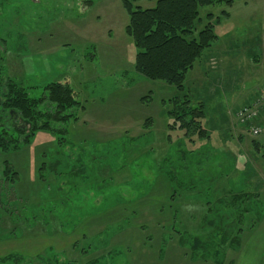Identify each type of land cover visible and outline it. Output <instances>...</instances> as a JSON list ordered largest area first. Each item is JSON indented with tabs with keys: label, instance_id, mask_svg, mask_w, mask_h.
Wrapping results in <instances>:
<instances>
[{
	"label": "rangeland",
	"instance_id": "rangeland-1",
	"mask_svg": "<svg viewBox=\"0 0 264 264\" xmlns=\"http://www.w3.org/2000/svg\"><path fill=\"white\" fill-rule=\"evenodd\" d=\"M208 13L220 18L218 39L185 81L193 103H206L211 137L192 142L168 127L176 88L135 70L121 0H0V70L34 87V96L49 82L70 83L81 106L72 109L78 120L57 124L69 129L59 167L85 169L70 179L78 191L72 208L63 197L57 207L61 179L38 173L43 161L45 174L53 170L57 134L39 131L17 152L0 153L20 176L0 178V257L44 264L35 255L53 246L69 264H264V132L250 130L264 126V0L202 7L204 23ZM52 107L45 100L39 108ZM252 107L245 124L237 114ZM243 192L252 196L249 212L231 206ZM70 214L82 216L73 230ZM239 229L240 244L219 245L216 255L212 239ZM181 235L206 243V259Z\"/></svg>",
	"mask_w": 264,
	"mask_h": 264
},
{
	"label": "trees",
	"instance_id": "trees-1",
	"mask_svg": "<svg viewBox=\"0 0 264 264\" xmlns=\"http://www.w3.org/2000/svg\"><path fill=\"white\" fill-rule=\"evenodd\" d=\"M121 1L129 16L125 32L137 49L135 70L148 79L161 80L176 88V93L169 99L170 108L165 109L166 115L171 118V123H168L169 129L182 130L183 135L192 142L209 139L211 134L206 126L208 117L206 103L204 101L193 103L185 80L195 64L206 59L204 58L207 56L205 55L206 50L212 48L218 39L215 22L218 23L220 18L214 19L213 13H208L205 16L206 23H204L201 8L222 2L231 6L235 0H156L154 6L146 8L136 5L138 0ZM222 13L224 16L230 15L226 10ZM200 26L202 27L199 28ZM1 49L0 44V57L2 58ZM33 88L9 76L5 70H0V153L6 155L17 152L30 144L39 131L55 135L60 133L61 136L56 135L57 147L49 163L53 165V170L45 174L43 172L45 162L43 161L38 173L41 180H46V175L53 176L54 180L61 179L57 181L60 191L56 189L58 195L52 203L59 207L64 203V199L69 200L70 198V208H72L71 200L77 196L74 193L77 194L78 191H75L76 186L74 185L76 184H72L70 179L81 175L85 169L81 168V171H77L75 166H71L66 173L59 167L62 160L59 159L57 152H64V146L68 140L66 134H69V129L66 126H57V124H68L71 120H78L79 117L72 109L81 106V102L76 100L70 83L58 86L54 82H49L43 88L47 92L40 96L32 95ZM45 100L53 104V107L40 109V104ZM149 121L150 117L146 119V124ZM68 155H70L69 152ZM1 177L12 183H17L20 177L18 170L6 156L0 161ZM87 180V178L84 180V186ZM92 186L96 185L92 184ZM65 188H67L66 194H70L66 195L67 197L61 193V189L65 190ZM90 189L86 188L88 194L91 193ZM99 195L100 192L95 198ZM251 197L246 192L233 193L232 200H230L231 206L243 208L249 212L251 209L245 203L250 201ZM114 203V201L107 202L103 208L112 206ZM71 216L75 215L70 214V229L73 230L82 216L79 218H71ZM241 233L242 229L233 235L222 231L218 239H212L218 241V246L214 248L215 254H221L219 245L240 244ZM180 241L189 243L192 253L204 260L210 252V247L198 237L188 239L185 235H181ZM213 245L216 244L213 243ZM44 254L45 256L35 255V260L44 264H69L70 260L67 262L59 258V253L53 246L48 247ZM61 254L68 256L65 250H62ZM20 256L17 253H9V255L0 257V264H5L7 261L21 264L24 258Z\"/></svg>",
	"mask_w": 264,
	"mask_h": 264
},
{
	"label": "built area",
	"instance_id": "built-area-1",
	"mask_svg": "<svg viewBox=\"0 0 264 264\" xmlns=\"http://www.w3.org/2000/svg\"><path fill=\"white\" fill-rule=\"evenodd\" d=\"M253 112H255L253 107L252 108H248V109L247 108L240 109V111L238 112L237 116H239L240 120L243 121V123L246 124V123L250 122L251 117L253 116V114H252ZM250 130H251V132H252V134L254 136H257V135H259V134L264 132V126H262V127H260V126L254 127V128H251Z\"/></svg>",
	"mask_w": 264,
	"mask_h": 264
}]
</instances>
